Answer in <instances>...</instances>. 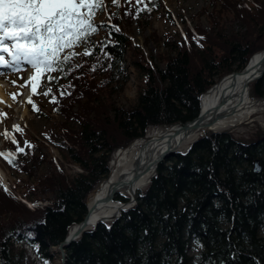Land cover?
Masks as SVG:
<instances>
[{
	"label": "trees",
	"instance_id": "1",
	"mask_svg": "<svg viewBox=\"0 0 264 264\" xmlns=\"http://www.w3.org/2000/svg\"><path fill=\"white\" fill-rule=\"evenodd\" d=\"M145 4L151 11L138 16L137 8L118 7L89 40L93 56H76L51 73L58 79L49 83L48 96L56 97L50 113L63 118L52 126L57 157L42 151L39 141L26 146L14 130L25 151L16 154V166L1 158L33 182L26 179L16 190V181L7 191L0 184V264H32L26 250L14 251V244L23 243L51 264L58 254L51 248L86 214L89 194L110 174L114 153L146 138L150 129L194 118L200 96L264 48V0H208L182 33L161 38L152 32L146 44L162 50L146 55L125 29L146 26L156 14L171 17L160 0H144L138 8ZM128 66L141 82L135 103L119 105L115 97L130 81ZM43 80H33L40 85L34 96ZM251 95L264 98V74L252 83ZM15 149L9 138L2 151ZM44 163L47 171L39 172ZM30 196L48 203L33 206ZM190 241L201 248L196 258L186 252ZM66 264H264V139L206 130L187 151L159 163L133 206L70 243Z\"/></svg>",
	"mask_w": 264,
	"mask_h": 264
},
{
	"label": "snow or ice",
	"instance_id": "2",
	"mask_svg": "<svg viewBox=\"0 0 264 264\" xmlns=\"http://www.w3.org/2000/svg\"><path fill=\"white\" fill-rule=\"evenodd\" d=\"M126 2L132 4L133 0ZM111 3L119 7L120 0H111ZM135 3L144 4V0H135ZM146 9L151 11L147 4L144 8H137L136 15ZM106 10L105 0H0V65L15 66L22 61L31 65L34 71L21 87L33 80L40 81L42 77H46L47 83L57 80L58 77L51 73L69 67L76 56L94 55V51L88 47V42L99 32L100 26L106 23L95 19ZM116 30L119 31V28ZM194 39L198 42L203 38ZM77 48L81 51L74 50ZM66 49L69 51H65ZM76 67L81 68L82 65L76 64ZM96 67L97 65H93L91 70L95 71ZM11 83L16 84V81ZM37 86L40 85H32L33 94H38ZM51 92L52 88L48 87L42 94L48 96ZM11 95L15 99L16 94ZM28 102L33 103L31 96ZM52 102H56L55 96H52ZM33 109L39 111L35 105ZM6 117L7 113H0V118ZM13 128L18 132L23 131L19 125H13ZM0 136L6 139L10 137L11 142L16 145L15 151H0V157L10 165L16 166L15 156L17 153H24L25 148L20 146L19 141L7 128L0 132ZM24 143L31 147L29 141ZM4 190L7 191V188Z\"/></svg>",
	"mask_w": 264,
	"mask_h": 264
},
{
	"label": "rangeland",
	"instance_id": "3",
	"mask_svg": "<svg viewBox=\"0 0 264 264\" xmlns=\"http://www.w3.org/2000/svg\"><path fill=\"white\" fill-rule=\"evenodd\" d=\"M160 1L162 7L164 8L162 12L166 11L167 14L171 17V20L167 19L166 14H156L154 18L150 21V23L146 26L133 23L132 25H130L129 28L125 29V31L130 35V39L139 47H142L146 55L150 53L157 54V52L162 50V47L156 46L155 43L148 42V44H146V39L152 32L155 31L161 38H165L166 34H173L175 32L182 33L185 28V25H193L195 23V19L192 18V15L197 13L201 8L208 5V0ZM105 4L107 6V10L103 14H99L95 17L97 21L106 22L109 18V15L112 12H115L118 8L117 5L111 3V0H105ZM123 5H126L128 8H138L141 7L142 4H136L135 0H133L132 4L127 3L126 0H120L119 7ZM200 22H202L204 28L208 27L203 16L200 18ZM230 25H233V27H235V24L230 23ZM98 38H101L100 34L98 35ZM74 50L81 51V49L79 48ZM156 64L158 66H163V63H160L158 61H156ZM8 67H10L11 69L4 68L3 74H13L12 76H14L16 84L11 83L10 80L6 81L5 79L4 81H2V84L3 87L10 91V94L15 93L16 95L15 99H13V96L11 95V99L7 101L4 106L0 109V113H7L6 118H0L2 119V122H0V132H3L4 129L7 128L11 135H13L15 130L13 128V125H19L23 129L21 133L23 135L24 142L39 141L42 151L50 155V157H57L58 149L53 144L54 136L52 135V126L55 121L63 120V118L59 115L50 113V109L53 106L52 99L50 98V96H45L42 94L43 91L49 87V83L46 82V77H44V80L42 82L43 84L40 95L34 96L31 90L33 81H31L28 85L21 87V85H24L25 81L28 80V77L34 71L31 68V65L27 64L26 62H21L17 66L9 65ZM128 68L130 73V81L127 84L125 90L115 97L119 105H129L135 103L139 90L137 85L141 82L140 78L137 76V73H135L134 68L131 66H128ZM254 81L255 80L250 82V96L254 100H258L261 103L260 111L252 114L250 117L242 120L241 122L235 124L232 127L221 130H231L237 138H242L245 140L249 138H254L255 141H257L259 137L264 136V98H254L251 95V85ZM30 96L34 104H30L28 102V98ZM23 105L25 106V114L21 115ZM33 105H36L39 109L37 113L32 111L31 106ZM259 130H261V133L258 132ZM205 131L206 130H203L202 133L199 132L197 136L199 137ZM152 132L153 129L148 130L147 136H149ZM9 138L6 139L3 136H0V151L3 150L5 142L9 140ZM136 141L138 140H135L134 142ZM52 144L53 147L51 146ZM0 167L5 171L7 179V182L0 179V184H5L8 188L9 184H13L17 181L18 185L16 190H22L24 188V182L26 181V179L29 180V182H33V179H28L24 173H20L16 169L8 166L7 163L4 162L1 157ZM47 169L48 165L44 163L40 167L39 172H46ZM98 187L99 186L94 188V190L89 194V197L94 191H96ZM29 199L34 200L33 198H31V196L29 197ZM38 202H40L39 204H45L46 200H38ZM21 248L26 250L27 257H29L31 263L33 262L32 264H39L38 261L35 262V258L33 257V254L35 255V253L30 245L25 243L21 245L14 244V251H18ZM52 250L57 251L54 248ZM200 251L201 248L197 246L194 242L190 241L187 244L186 252L190 257H198ZM57 253L58 254L56 256L60 258L59 252Z\"/></svg>",
	"mask_w": 264,
	"mask_h": 264
},
{
	"label": "bare ground",
	"instance_id": "4",
	"mask_svg": "<svg viewBox=\"0 0 264 264\" xmlns=\"http://www.w3.org/2000/svg\"><path fill=\"white\" fill-rule=\"evenodd\" d=\"M258 51L255 52L256 54L254 53L250 62V67L247 70H243V68L248 64L249 60L241 70L234 71L236 74L227 76L223 79H221L222 77L219 78L212 85L211 90L203 93L201 98L203 108L208 106L218 107V117L206 124L203 130H221L229 128L260 111L261 103L250 96L251 78L261 69L264 60V55L261 57V53H258ZM4 68L10 67L0 65V109L12 97L10 91L3 87L2 81H4V79L6 81L14 80L13 74H3ZM24 114L25 106L23 105L21 115ZM176 126L177 125H173L172 127L171 125L153 128V132L149 136L146 134V138L138 139V141L131 143L125 149H118L110 162V174L98 185L99 187L96 191L90 195L87 203L91 205L103 199L110 185L113 184L119 176H122L125 180H132L134 178L136 185L134 192L144 190L150 177L153 176L155 160L164 149L168 146L176 145L178 147L177 149L185 151L199 134V131L185 133L181 130L174 132ZM0 179L7 182L6 173L1 167ZM116 194H120L119 196H121V198L125 197L124 199L133 195L131 192H127L124 189L119 190ZM116 194L106 199V201L102 200L99 202L96 206V210L91 215V219L94 220L97 217H106L111 213H116L115 204H118L117 202H124V199H115ZM37 204L38 203H35L34 205ZM72 226L69 229H71ZM51 264H62V262L61 259L56 256Z\"/></svg>",
	"mask_w": 264,
	"mask_h": 264
},
{
	"label": "water",
	"instance_id": "5",
	"mask_svg": "<svg viewBox=\"0 0 264 264\" xmlns=\"http://www.w3.org/2000/svg\"><path fill=\"white\" fill-rule=\"evenodd\" d=\"M258 53H261V57L264 55V49H261L260 51H258ZM256 54V53H255ZM254 54L251 56V58L249 59L248 64L243 68V70H247L250 67V62L251 59L253 58ZM262 64L264 65V60L262 62ZM262 65L261 69L258 70L256 72V74H254L251 78V80H256L258 78H260L263 74H264V66ZM236 74L234 71H232L231 73L223 76L221 79L227 77V76H231ZM212 86L207 90H211ZM203 95V94H202ZM202 95L200 96V112L199 114L194 117L193 119L186 121V122H176L173 125H177L174 128V132L177 131H183L185 133H189V132H200L202 133L203 129L205 128L206 124L212 122L214 119H216L218 117V107L217 106H208L206 108L202 107ZM165 127V125L163 126ZM211 131H219V130H213V129H208ZM198 138V136L193 140L195 141ZM264 139V136L259 137L257 141H260ZM178 147L175 146H168L166 149H164V151L157 157V159L155 160L154 166H153V175L155 174L157 167L159 165V163H161L163 160H165L169 155L174 154V153H183L185 151H182L181 149H177ZM254 170L258 171L260 170V166L258 165V159L255 160L254 162ZM134 178L132 180H125L122 176H119L118 179L110 185V187L108 188V191L106 192L105 196L103 197V199H101L99 202L106 201V199L111 198L114 194H116L117 192H119V190L124 189L127 192H131L133 195L129 198H127L126 200H124V202H117L118 204L116 205V213H111L109 216L106 217H97L94 220L91 219V215L92 213L96 210V206L99 202H94L93 204L89 205L87 203V210H86V214L84 215V217L77 223H75L71 229L68 230V233L66 235V237L64 238L63 241H61L58 246H57V251L59 252L60 255V259L62 264H65L66 261V247L72 243L73 241H75L76 239H78L84 232H87L93 228H95L97 225H99L100 223H107V222H111L115 219H117L120 215L122 210H125L129 207H131L135 201H136V185L134 182ZM150 181V179H149ZM120 195V194H119ZM123 197V196H122ZM125 198V197H123ZM108 220V221H107Z\"/></svg>",
	"mask_w": 264,
	"mask_h": 264
}]
</instances>
